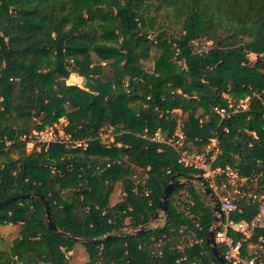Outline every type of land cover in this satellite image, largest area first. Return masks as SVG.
Here are the masks:
<instances>
[{"label":"trees","instance_id":"trees-1","mask_svg":"<svg viewBox=\"0 0 264 264\" xmlns=\"http://www.w3.org/2000/svg\"><path fill=\"white\" fill-rule=\"evenodd\" d=\"M195 39L210 44L199 54ZM259 70L264 0H0V200L43 195L68 234L46 225L37 198L0 205V228L14 233L0 235V264H221L206 246L213 213L194 183L171 191L161 224L127 229L149 223L171 176L199 174L166 142L180 125L189 151L203 152L216 135L214 166L264 170V89L213 83ZM72 74L82 87L67 83ZM245 97L248 107L233 111ZM60 118L86 149L69 140L29 148L41 123ZM102 127L110 135L101 137ZM256 209L238 197L229 217ZM257 234L264 238V227Z\"/></svg>","mask_w":264,"mask_h":264},{"label":"built area","instance_id":"built-area-1","mask_svg":"<svg viewBox=\"0 0 264 264\" xmlns=\"http://www.w3.org/2000/svg\"><path fill=\"white\" fill-rule=\"evenodd\" d=\"M209 44L210 41L205 39H195L191 42L193 50L199 54L205 51ZM248 58L253 61L256 54L249 53ZM248 104L249 100L245 97L239 99L231 107L235 111L247 108ZM217 113L223 116L225 111L218 109ZM66 122L65 119L60 118L59 122L53 125L41 123L42 127L33 131L28 144L31 147L37 144V149H39L50 142H66L69 140V134H66L63 129ZM111 130L112 127H102L99 135L106 137L110 135ZM153 138H160L159 131L155 132ZM69 141L68 145L73 148L86 149L88 145L84 139H70ZM166 142L180 150L179 161L185 166L198 170L206 186L217 198L222 219L214 233L213 240L216 246L221 245L225 248L224 258L230 264H264V238L257 234V230L264 227V181L260 180L264 178V170L255 172L252 176H243L229 165L214 166V161L222 153L216 135L209 138L203 152L181 148L185 142L181 125ZM258 163L261 164L262 161L259 160ZM135 175L137 174L135 173L133 177ZM238 197H247L250 202L256 204V212L251 218L234 220L229 217L230 212L236 208Z\"/></svg>","mask_w":264,"mask_h":264},{"label":"water","instance_id":"water-1","mask_svg":"<svg viewBox=\"0 0 264 264\" xmlns=\"http://www.w3.org/2000/svg\"><path fill=\"white\" fill-rule=\"evenodd\" d=\"M186 183H194L196 185V187L199 189V191L201 192V194L203 195L205 201L210 205L213 216H212V220L208 226V229L206 231V237H205V243L206 246L208 247L209 251L215 256V258L221 263V264H230L223 256H221L217 250V247L215 245V242L213 240V236L214 233L219 225V222L222 219V214L220 211V207H219V203L217 198L211 193V191L209 190V188L206 186V183L204 181V179L202 178V176H200L199 174L197 175H187V176H182V175H174L171 176L170 181L168 182V184L165 186V188L163 189V192L161 194V198L159 201V206L158 209L156 211V213L153 215V217L151 218V220L149 221L148 224H145L143 226L137 227V228H129L127 229V231L131 232V233H142L143 230H146L149 226H155L156 225V221L161 218L163 219L166 215L167 212V203H168V198L169 195L171 193V191L179 186V185H183ZM22 197H34L40 200L41 204L44 207V211H45V219H46V225L54 230V231H58L62 234L68 235L67 233H65L64 231H61L51 220L50 217V212H49V206H48V202L47 200L44 198L43 195L37 193V192H27V193H20L16 196H12L3 200H0V205L6 204L8 202H11L15 199L18 198H22ZM162 212V215L159 214V212ZM110 235H106L104 236L109 237ZM71 238H75L74 236H70ZM77 239H80L78 237H76ZM102 238H98V239H93V241L95 240H101Z\"/></svg>","mask_w":264,"mask_h":264},{"label":"rangeland","instance_id":"rangeland-1","mask_svg":"<svg viewBox=\"0 0 264 264\" xmlns=\"http://www.w3.org/2000/svg\"><path fill=\"white\" fill-rule=\"evenodd\" d=\"M173 30H176V27H173ZM144 64L146 67H150L152 64L151 59L146 60ZM229 80H234L236 83H238L239 80H244L248 84V86L252 88L253 90H255L256 92H260L264 89V71L263 70H259V71L251 72V73L237 72V71L220 73L218 78L213 80V83L216 85H219V84L227 83L229 82ZM67 83L68 84L75 83L78 86L82 87L84 85V79L78 75L72 74L69 77V79H67ZM28 146L29 148L31 147L30 144H28ZM118 196H119V189L116 188L113 194V200H116ZM159 214L162 215V212L160 211ZM162 221L163 219L159 218L156 221V225L161 224ZM13 234H12V226L10 225L2 226L0 228V235L5 241H10V238L12 237Z\"/></svg>","mask_w":264,"mask_h":264}]
</instances>
